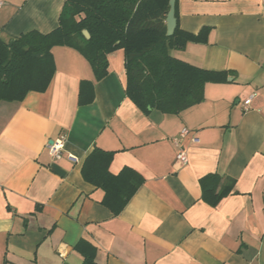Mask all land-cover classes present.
Wrapping results in <instances>:
<instances>
[{"label": "crops", "instance_id": "crops-1", "mask_svg": "<svg viewBox=\"0 0 264 264\" xmlns=\"http://www.w3.org/2000/svg\"><path fill=\"white\" fill-rule=\"evenodd\" d=\"M174 1L180 30L206 31L173 56L228 73L205 85L200 104L144 114L125 96L122 50L108 55V73L96 82L67 47L52 49L46 91L0 102V264H82L74 249L81 239L96 248L97 264H264V0ZM63 4L0 0V37L53 31ZM90 83L92 100L80 104ZM62 135L53 161L47 144ZM178 138L184 166L175 160ZM95 148L113 153L111 174L128 167L143 179L117 216L82 177ZM209 174L234 180L215 206L202 200Z\"/></svg>", "mask_w": 264, "mask_h": 264}, {"label": "trees", "instance_id": "trees-1", "mask_svg": "<svg viewBox=\"0 0 264 264\" xmlns=\"http://www.w3.org/2000/svg\"><path fill=\"white\" fill-rule=\"evenodd\" d=\"M170 0H64L58 26L47 34L30 31L7 41L0 37V102H20L29 92L43 93L55 73L54 47L77 51L89 64L94 80L108 73L109 54L122 50L125 96L142 113L151 110L178 115L203 102L208 83H224L228 73L213 72L173 56L198 35L176 27L166 36ZM176 18V6H175ZM86 30L90 38L82 35ZM90 87V88H89ZM85 88L90 90L84 97ZM80 88V104L92 100L90 86ZM113 153L95 148L82 166L83 179L103 192L101 204L117 216L143 184L142 177L125 167L118 174L108 170ZM202 200L215 206L233 192L234 180L209 174L200 181ZM82 264H97L96 248L81 239L74 248Z\"/></svg>", "mask_w": 264, "mask_h": 264}, {"label": "built area", "instance_id": "built-area-1", "mask_svg": "<svg viewBox=\"0 0 264 264\" xmlns=\"http://www.w3.org/2000/svg\"><path fill=\"white\" fill-rule=\"evenodd\" d=\"M251 99H252V97H249L248 99H246L244 101L243 104L245 106V109L248 108V106L251 102ZM186 133H187V130L183 129L180 133V138L184 137L186 135ZM192 142L196 143V142H198V139L192 138ZM174 143L178 148L176 156H175V160L177 163L184 166L188 162L185 149L181 146L179 138L174 139ZM65 144H66V137L64 135L57 138L54 142L47 144L48 155L50 156V158L53 161H58L61 159L64 148H65ZM68 158H69V160L76 162V159L73 156L68 155Z\"/></svg>", "mask_w": 264, "mask_h": 264}, {"label": "water", "instance_id": "water-1", "mask_svg": "<svg viewBox=\"0 0 264 264\" xmlns=\"http://www.w3.org/2000/svg\"><path fill=\"white\" fill-rule=\"evenodd\" d=\"M165 23H166V36L171 37L176 27L175 1L174 0L169 1V11L166 15ZM82 35L87 40L90 38L89 33L86 30L82 31Z\"/></svg>", "mask_w": 264, "mask_h": 264}]
</instances>
